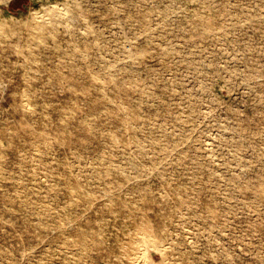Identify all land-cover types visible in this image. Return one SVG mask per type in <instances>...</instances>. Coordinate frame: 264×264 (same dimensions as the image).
Returning a JSON list of instances; mask_svg holds the SVG:
<instances>
[{"label": "rangeland", "instance_id": "374dc122", "mask_svg": "<svg viewBox=\"0 0 264 264\" xmlns=\"http://www.w3.org/2000/svg\"><path fill=\"white\" fill-rule=\"evenodd\" d=\"M140 223L264 264V0H0V264H128Z\"/></svg>", "mask_w": 264, "mask_h": 264}, {"label": "bare ground", "instance_id": "6f19581e", "mask_svg": "<svg viewBox=\"0 0 264 264\" xmlns=\"http://www.w3.org/2000/svg\"><path fill=\"white\" fill-rule=\"evenodd\" d=\"M134 231L135 233L133 237H130L126 244L124 246L122 245L123 247L120 249L124 256L127 257L128 264H154V262H151L150 260L151 251L158 252V254H161V258L163 257L162 254L166 250V247L160 243L161 240L160 242L157 240L153 229L147 223L137 224ZM168 263L169 262L166 264Z\"/></svg>", "mask_w": 264, "mask_h": 264}]
</instances>
